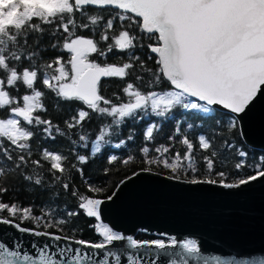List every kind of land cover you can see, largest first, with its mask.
Segmentation results:
<instances>
[{
  "label": "snow or ice",
  "instance_id": "1",
  "mask_svg": "<svg viewBox=\"0 0 264 264\" xmlns=\"http://www.w3.org/2000/svg\"><path fill=\"white\" fill-rule=\"evenodd\" d=\"M260 104L264 0H0V264H142L129 249L178 258L168 264H264L114 230L105 200L76 183L105 192L85 176L104 161V176L142 165L117 190L141 174L233 195L264 185V147L242 129ZM81 215L96 241L82 238Z\"/></svg>",
  "mask_w": 264,
  "mask_h": 264
},
{
  "label": "water",
  "instance_id": "2",
  "mask_svg": "<svg viewBox=\"0 0 264 264\" xmlns=\"http://www.w3.org/2000/svg\"><path fill=\"white\" fill-rule=\"evenodd\" d=\"M242 129L252 144L264 147V104L257 105L246 116ZM227 191L180 190L154 175L141 174L119 190L116 188L113 200H105L101 206L102 222L134 238L139 233L136 229L143 226L150 230L147 235L151 236L166 232L178 240L196 239L205 257L248 262L264 259V185L256 184L245 192L232 190L239 192L237 195ZM16 235H23L25 245L44 239ZM122 244L117 242L118 246ZM128 251L140 258L142 264L153 260L156 264H168L170 259H178L154 254L144 256V249ZM121 264H127V254L122 256ZM189 264H200V261L190 260Z\"/></svg>",
  "mask_w": 264,
  "mask_h": 264
},
{
  "label": "trees",
  "instance_id": "3",
  "mask_svg": "<svg viewBox=\"0 0 264 264\" xmlns=\"http://www.w3.org/2000/svg\"><path fill=\"white\" fill-rule=\"evenodd\" d=\"M141 55H143L141 53ZM110 63H116L118 62L117 59H113L110 58L109 59ZM154 65V60L149 62V67H152ZM115 88H110L108 90L107 94H111L112 91H114ZM50 109H51V105H49ZM53 118H55L54 114H53ZM218 147L220 146L219 144L217 145ZM176 148H180V145H175ZM35 151V146L34 149ZM65 151H67V149H65ZM132 150L129 149L124 153H121L119 150H114L113 154H117V155H126L129 152H131ZM150 155H155L154 152H150ZM105 166V162L104 161H97L96 163L90 165L89 167L85 168V176L96 186H101L106 188L107 190L103 193L100 194H92V193H88L86 190V185L84 183H82L79 179H77L76 183L77 185H79L80 191L84 194L93 196L95 198H101L106 200V197L111 195L114 190L116 189V185L119 183V181L123 180L125 178L126 175L131 176V172L132 170H139L140 167H142L141 164L139 163H134L130 166H128L127 168L121 167V170L119 171V173H117L116 169L114 168L112 173L108 176H104L103 174V167ZM5 199H8V197H5ZM20 199L23 201V203L26 205L28 204L29 200L28 198H26V195L21 192L20 193ZM35 203L37 205L40 204V199L37 198ZM95 223H97L94 218H86L83 215H81L79 217V227L83 229V234H82V238L84 239H88V240H92V241H96L98 239L97 234L94 233V231L92 230V228L90 227V225H95ZM77 236H81L80 233L76 234ZM135 238L137 239H153V238H158L157 236H151V235H147V234H141L138 233Z\"/></svg>",
  "mask_w": 264,
  "mask_h": 264
}]
</instances>
